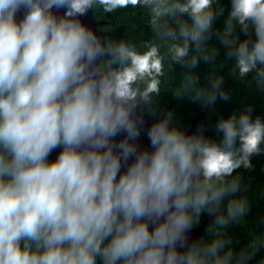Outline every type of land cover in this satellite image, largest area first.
<instances>
[{
    "label": "clouds",
    "instance_id": "1",
    "mask_svg": "<svg viewBox=\"0 0 264 264\" xmlns=\"http://www.w3.org/2000/svg\"><path fill=\"white\" fill-rule=\"evenodd\" d=\"M90 8L140 9L152 35L101 39L79 19ZM224 12L220 0H0V264H264V231L239 247L228 232L250 211L234 173L264 152V120L221 118L217 142L169 113L150 148L136 143L166 67L183 69L178 97L229 98L215 67L203 86L194 73L216 65L213 36L232 75L264 90V0H231L217 28ZM205 213L213 224L190 242Z\"/></svg>",
    "mask_w": 264,
    "mask_h": 264
},
{
    "label": "trees",
    "instance_id": "2",
    "mask_svg": "<svg viewBox=\"0 0 264 264\" xmlns=\"http://www.w3.org/2000/svg\"><path fill=\"white\" fill-rule=\"evenodd\" d=\"M220 5L224 7L225 12L223 17L217 19V28L223 27L231 9V0H220ZM92 10L94 17L103 22L97 27L102 39L111 38L119 42L130 37L132 42L139 46L148 38L147 36L152 35L151 29L145 25V17L140 9L129 8L114 14H102L99 9L96 11L94 8ZM237 33L241 39L246 38L239 29ZM209 43L216 45L219 49L216 65L202 62L194 69V73L199 77L200 85L203 86L215 67L217 74L224 78L223 88L229 94V98L224 100L218 97L214 105L205 107L201 101L193 100L189 95L176 96L170 90L178 87V76L183 71L181 65L177 64L174 66V71L167 67L165 69L164 89L160 96L154 99V107L158 115L152 116L147 112L144 114L152 119H158L171 113L174 126L186 130L187 133L194 127V134H203L219 142L222 139V133L217 132L216 124L221 118L226 119L233 113L238 114L251 108L253 119L260 117L264 120V90L255 85L254 73H250L246 79L233 76L231 69L235 61L225 60V49L220 46L215 36ZM238 144L239 142L237 146ZM261 147L264 148V144ZM251 164L250 169L241 167L234 173L241 177L242 188L246 186V191H242L239 195L246 196L250 203V211L245 222L233 224L228 229L229 234L238 241V247L248 242V235L253 230L264 231V223H262L264 221V152L253 155ZM208 218L206 213L202 214L200 224ZM208 227L203 228L200 240L206 236ZM260 255H264V251ZM256 259H259V255ZM251 264H256V260H253Z\"/></svg>",
    "mask_w": 264,
    "mask_h": 264
},
{
    "label": "water",
    "instance_id": "3",
    "mask_svg": "<svg viewBox=\"0 0 264 264\" xmlns=\"http://www.w3.org/2000/svg\"><path fill=\"white\" fill-rule=\"evenodd\" d=\"M66 11V9L61 8V9H53V12L57 15V16H62L64 14V12ZM25 15V10L23 8H21L18 13L16 14V19L19 22L20 20H22L24 18ZM79 19L81 20V22L83 24H85V26H87L88 28H90L91 30H93L98 37L101 38L97 27L99 25H101L103 22L97 20L94 15H93V10L92 8H90L88 10V12L79 17ZM102 39V38H101ZM143 118H144V125H143V130L141 132V135L139 137V139L136 141V143L139 145V147L141 149L144 148H150V142L148 140V136H147V129L151 127V125L157 120V119H152L150 116L143 114ZM162 119V118H159ZM195 133V129L194 127L188 132L189 135H193ZM124 136L123 134L119 135L116 137L117 142L121 139H123ZM62 150V148H57L55 149L51 154H50V160H55L57 158V156L59 155V152ZM214 217H209L208 219H206L204 222H202L201 224H199L198 226L194 227L190 233H189V240L191 241H200L201 238V233L204 227H208L210 226V224L214 221Z\"/></svg>",
    "mask_w": 264,
    "mask_h": 264
}]
</instances>
